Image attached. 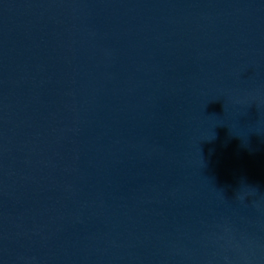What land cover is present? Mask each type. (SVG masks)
<instances>
[{
    "label": "water",
    "instance_id": "95a60500",
    "mask_svg": "<svg viewBox=\"0 0 264 264\" xmlns=\"http://www.w3.org/2000/svg\"><path fill=\"white\" fill-rule=\"evenodd\" d=\"M0 264H264V0H0Z\"/></svg>",
    "mask_w": 264,
    "mask_h": 264
}]
</instances>
